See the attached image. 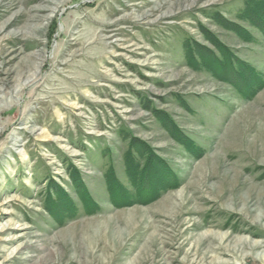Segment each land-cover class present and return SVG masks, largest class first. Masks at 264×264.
<instances>
[{
    "label": "rangeland",
    "instance_id": "1",
    "mask_svg": "<svg viewBox=\"0 0 264 264\" xmlns=\"http://www.w3.org/2000/svg\"><path fill=\"white\" fill-rule=\"evenodd\" d=\"M261 1L0 0V264H264V87L209 60L264 78ZM133 140L178 184L117 208Z\"/></svg>",
    "mask_w": 264,
    "mask_h": 264
},
{
    "label": "trees",
    "instance_id": "2",
    "mask_svg": "<svg viewBox=\"0 0 264 264\" xmlns=\"http://www.w3.org/2000/svg\"><path fill=\"white\" fill-rule=\"evenodd\" d=\"M261 3H264V0L261 1ZM261 3L256 4V7H258V8H250L247 5L248 17L251 18V20L254 22H255V19L261 20L264 16V7L259 8ZM228 24L231 25L232 27H236L235 25L231 24L230 22H228ZM263 30H264V28H263ZM212 43H214V45L218 48L220 55H221V58H220L221 61H218L215 57L211 56L212 55L211 54V55H209V57L211 56L209 58L211 63L217 64L218 62L219 63L221 62L222 67H229L230 71H232L231 73H233L237 77H239L240 81L241 82L243 81L242 83L245 84V87L243 86V88H242V86H239V85L237 87L236 83L233 82L234 85L240 91L241 95L248 100L252 99L253 96L264 87L263 76L261 74L257 73L256 71H254L253 68H251L250 66L246 65L243 62H232L233 58H232L231 54H229L227 52L226 48L220 46L216 42H212ZM197 49L200 50L198 53V56H199L198 58H199L200 62H198V63L201 66L202 65L206 66V60L200 54V53H202L201 51H204V49H201V48H197ZM194 52H195V49H193V48L188 49V51H187L188 57H191L189 55H194L193 54ZM206 57H208V56H206ZM192 58L193 57H191L190 59H192ZM225 61H227V62L230 61V62L226 64ZM231 62L233 64H231ZM208 66H209V68H211L210 65H208ZM239 84H240V82H239ZM167 127H170V126H167ZM173 131L174 130H171V135L173 134ZM184 145L187 147L188 151L193 150L192 144H190V145L184 144ZM130 147H131V149L132 148L134 149L135 155L137 154L139 162L140 161L142 162L143 161L142 159H145L147 161V163H143V165L140 164L141 166H139L138 164H136L134 162L135 160H134V158L130 152H128L125 155V157H126V159H125L126 171H127L128 179L131 183L130 189H125V187L121 183L117 182V180L114 177L113 170H111L109 172V174L107 175V182H106L107 183V190L112 197L113 205L117 208L127 207V206L132 205L133 203H136V204L149 203V202L154 201L155 199L158 198L157 194L159 192L166 191L168 189H172V188L176 187L175 186L176 184H178L176 179L169 174L165 165L162 162H159L156 158H154V157L152 158V155L149 154L150 150L148 147H146L142 143H140V142L138 143L137 141H134V140L131 141ZM150 172H152L153 177H157V180L159 178L160 182L162 181L161 180L162 176L163 177L166 176L167 178H165V179H167V181L164 182L163 184L159 183V182L152 183V181H151L150 186H149V183L145 180H146V176ZM163 173H165V174H163ZM74 182L79 183L80 186L78 185L77 187H83L81 182H79L78 180H75ZM148 188H149V190H147ZM84 190L85 189H81V192H82L81 197L83 199V207L85 210V215H92L98 210V208L93 203V200L90 198L88 193ZM144 200H145V202H144ZM66 202L67 201H65V203H62V204L60 203V205H58V206L56 205L55 208L52 211H50L54 217H57L58 214L61 215V217L58 216L59 217L58 221L61 223L64 221V219L66 217H69L71 211H73V205H71V203H66ZM70 207H71V209L69 210Z\"/></svg>",
    "mask_w": 264,
    "mask_h": 264
}]
</instances>
